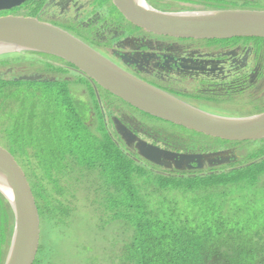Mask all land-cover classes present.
I'll return each mask as SVG.
<instances>
[{"label":"flooded vegetation","instance_id":"1","mask_svg":"<svg viewBox=\"0 0 264 264\" xmlns=\"http://www.w3.org/2000/svg\"><path fill=\"white\" fill-rule=\"evenodd\" d=\"M145 1L161 12H264V0ZM0 17L31 18L62 29L124 72L198 114L246 118L264 113V37L217 39L155 33L127 20L114 0H23L0 11ZM18 55L39 60L50 69L31 72L34 69L22 65L21 76L0 79L67 84L73 105L78 104V119L93 133L109 135L132 160L156 174L206 177L254 162L240 154L244 149L238 144L248 141L225 140L152 116L61 58L30 52ZM154 120L165 127L156 126ZM124 133H128L126 140ZM140 145L154 152L160 165L141 157ZM0 200V263L5 264L15 220L1 194Z\"/></svg>","mask_w":264,"mask_h":264},{"label":"trees","instance_id":"2","mask_svg":"<svg viewBox=\"0 0 264 264\" xmlns=\"http://www.w3.org/2000/svg\"><path fill=\"white\" fill-rule=\"evenodd\" d=\"M5 83L12 87L6 89ZM21 83L27 84L0 79V92H3L0 100L13 95L14 86ZM42 86L56 90L57 97L30 89L28 98L22 102L29 112L25 127L33 126L41 118L42 111H46L48 117L54 112L65 111L69 117L73 116V123H65L66 131L57 141L55 137L46 139L45 144L52 148L45 158L39 157L38 162L45 168L56 172L62 169L70 174V181L75 179L77 182L75 187L80 191L91 190V195L105 205L112 213V222H124L127 240L120 253L111 256L109 264H264V220L242 218L238 212L246 213V206L235 202L244 200L251 204L245 193L251 190L254 193L262 183L264 159L206 177L177 178L156 174L132 160L109 135L93 133L78 119L67 84L46 83ZM65 100L67 104L63 103ZM49 124L53 125V122L49 121ZM44 128L52 134L58 130ZM16 134L11 135V147L7 148L12 155L15 147L19 153L27 150L43 154L44 146L25 144L21 136L14 138ZM263 157L264 153L257 157L251 155L248 160L253 162ZM17 162L21 166L20 161ZM33 172L32 192L40 218L49 216L62 223L73 210L67 204L68 200H60L50 188L60 185L58 190L64 192L69 183H62L61 179L41 180L36 174L37 169ZM95 172L99 179H92ZM149 174L156 175L154 184L138 190L134 180H144ZM104 185L106 191L102 193ZM227 194H230V200ZM73 198L77 199V196L72 195ZM221 199L230 201V208L219 207ZM34 264H43V261L36 259Z\"/></svg>","mask_w":264,"mask_h":264},{"label":"water","instance_id":"3","mask_svg":"<svg viewBox=\"0 0 264 264\" xmlns=\"http://www.w3.org/2000/svg\"><path fill=\"white\" fill-rule=\"evenodd\" d=\"M22 1L0 0V11ZM114 4L127 20L155 33L217 39L264 37V12L261 11L161 12L145 0H114ZM28 52L52 55L75 65L107 91L152 116L225 140L264 139V113L246 118L198 114L181 101L124 72L62 29L31 18L0 17V57ZM123 135L126 140L128 133ZM138 149L141 157L160 165L149 148L140 145ZM0 194L15 220L5 264H34L40 244L39 210L22 167L1 145Z\"/></svg>","mask_w":264,"mask_h":264},{"label":"rangeland","instance_id":"4","mask_svg":"<svg viewBox=\"0 0 264 264\" xmlns=\"http://www.w3.org/2000/svg\"><path fill=\"white\" fill-rule=\"evenodd\" d=\"M42 63L39 60L23 58L20 55L2 56L0 57V76L8 80L17 78L22 75L20 72V66L22 65H28L31 67L30 70L34 69L31 72L47 69V64ZM9 70H12V72H9ZM5 73L10 75L6 76ZM5 87L9 89L12 85L5 83ZM14 87L15 91H13V95H7L6 99L2 97L4 100H0V145L6 149L11 147L12 141L10 137L12 134L17 133L14 138L21 136V138H24L25 144L28 143L30 146L40 145L41 148L44 146L45 148H42L43 154L37 151L32 152L27 150L19 153L15 147L13 148V156L16 160L18 159L20 161L31 188L34 187L31 183L32 178L35 177L33 175L35 169H37L36 174L41 180L61 179L62 183H69L64 189V192L58 190V188L61 189L60 185L57 186L58 188L56 185L52 186L50 190L53 191L55 196L60 200L61 198L64 201L68 200L69 203L67 204L70 205L73 210L70 216L66 217L62 223L52 220L49 216H41L40 244L36 259H42L43 264H49V262H51V264H109L111 256L115 254L118 255L120 253L119 250H121V247H123L124 242L127 240L124 234V222H112V213H109L106 207H104L105 205H102L101 201H98L91 195V190L90 193V191H80V188L75 187L74 185L77 184V182L75 179L70 181V174L65 173L62 169L56 172L51 168H45L41 165L42 163L38 162V158H45L47 151L52 148V145L48 146L45 144L46 139L55 137L54 139L57 141V138L61 136L60 134L66 131L65 123H73V116L71 115V117H69L65 111H59L58 113L51 111V113L54 112V114L48 117L46 115L47 112L42 111L41 118L36 121L33 126L25 127L29 112L22 102L24 98H28L29 90H40L47 96L55 97H57V91L48 89L46 86L29 84L28 82L27 84L21 83ZM2 93L3 92H0V96H2ZM70 99L74 102L73 98ZM63 103L67 104V101L65 100ZM73 106L76 108L75 111L78 112V104ZM49 121H52L53 125H50ZM151 122L160 128L165 127L160 125L157 120ZM18 126L20 127L16 128ZM44 127L56 128L58 130L52 134L51 131L46 130ZM238 145L244 149L240 154L246 157V161L250 155L257 157L264 153V140L248 141ZM244 161L245 159H243L242 162ZM155 178L156 175L149 174L144 180L135 179L134 185L138 190H143L144 188L152 186ZM92 179H99L97 172L92 174ZM203 180H206V178ZM260 180L262 183H259L254 193L252 190L250 193H245L246 200H250L251 202L250 205L244 200H235V202H241L246 206L244 210L246 213L242 214L238 212L244 219L256 220V217H258L260 221L264 220V175ZM105 191L106 186L104 185L102 187V193ZM72 195H76L77 199H72ZM227 199L230 200V194H227ZM1 202L0 200V203ZM95 204H98L102 208ZM222 204H224L225 207H223ZM218 206L223 209L230 208V201L223 202V199H221V202H218ZM251 208H254V210H250ZM10 215L12 220L14 217L12 211ZM1 243L0 241V244ZM0 255H2V252H0Z\"/></svg>","mask_w":264,"mask_h":264}]
</instances>
